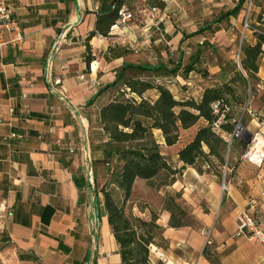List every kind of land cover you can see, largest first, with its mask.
I'll return each instance as SVG.
<instances>
[{"label":"crops","instance_id":"1","mask_svg":"<svg viewBox=\"0 0 264 264\" xmlns=\"http://www.w3.org/2000/svg\"><path fill=\"white\" fill-rule=\"evenodd\" d=\"M177 1L159 9L164 23L169 11L179 8ZM0 4L16 24V29L2 31L0 47V207L5 210L0 219V264H121L100 193L107 176L95 173L93 166H100L103 157L96 147L106 141L99 112L110 93L101 91L113 82L122 63L106 61L105 53L110 45L134 48L136 38L144 36L140 26L133 21L124 31L112 28L107 37L90 36L96 22L94 0ZM181 9L184 15L190 13L189 7ZM214 12L203 13L215 15L212 26L222 14ZM172 30L167 27L166 33L178 42L199 31L182 35ZM221 68L214 66L210 75L221 74ZM221 77L200 78L195 99L205 87L218 85ZM257 77L264 82V57ZM249 105L241 117L247 114V129L264 140V98L258 95ZM93 131L100 132L98 139ZM154 134L161 154L181 166L177 153L183 144L167 147L160 132ZM242 154H231V163H239L228 169L227 181L186 168L182 180L170 186L189 214V225L179 229L168 227L165 211L157 220L164 243L160 251L171 263L264 264V247L234 236L241 211L264 217V163L258 167L241 162ZM81 177L82 185L75 181ZM137 182L142 181H135L131 195ZM145 212L150 214L144 209L137 216L147 219Z\"/></svg>","mask_w":264,"mask_h":264},{"label":"trees","instance_id":"2","mask_svg":"<svg viewBox=\"0 0 264 264\" xmlns=\"http://www.w3.org/2000/svg\"><path fill=\"white\" fill-rule=\"evenodd\" d=\"M136 1L94 0L96 22L90 36L107 37L118 20V11L123 7L131 8ZM244 1L240 0L239 5ZM146 3L158 9L164 7L159 0ZM238 10L236 7L220 14L215 22L235 16ZM207 29L202 28L196 35ZM262 47L264 33H257L253 45L241 46L240 68L236 64H225L219 84L205 87L197 99L193 96L178 99L173 88L178 77L185 80L196 71L202 54L200 49L195 53L196 61L183 65L179 59L174 66H169L139 57L130 45L108 47L105 60L122 59V63L114 71L113 82L101 91H108L110 99L99 112V124L106 141L96 149L102 153L100 166L107 175L100 193L121 264H153L149 258L150 248L156 236L162 234L157 216L151 212L149 219L137 216L129 205L135 181L159 191L176 183L186 168L194 169L199 175L213 173L223 178L225 167L234 170L239 163V160L231 163V154L233 151L243 153L248 143L240 138L228 143L225 138L233 133L239 115L250 106L246 101L256 92L250 84L258 82L259 65L264 57ZM197 74L204 80L212 78L205 69H198ZM213 105L218 108L217 113ZM220 118L222 123L216 132L213 124ZM240 123L242 125L241 120ZM191 129H195L194 134L177 153L181 166L172 165L170 157L161 154L154 133L159 131L164 145L172 147L181 142L183 132ZM205 165L208 169H204ZM227 179L226 172L225 181ZM75 181L84 184L83 177ZM161 207L168 214L169 228L189 225V214L182 206L179 193L166 195Z\"/></svg>","mask_w":264,"mask_h":264},{"label":"rangeland","instance_id":"3","mask_svg":"<svg viewBox=\"0 0 264 264\" xmlns=\"http://www.w3.org/2000/svg\"><path fill=\"white\" fill-rule=\"evenodd\" d=\"M146 1L147 0H137L131 8L126 7L127 10L134 13V22L137 23L138 26L141 25L143 20L139 11L150 7L147 5ZM177 3L179 4V8L171 9L168 13V21L160 26V31L163 37H161L158 32L151 31L149 35L137 37L136 41L133 42L132 45L139 57L148 60L153 64L161 62L169 66H174L179 59H181L183 65L196 61V51L198 49L202 51L201 57L198 59V61L200 60V63L196 64V71L189 74L187 79H185V82L190 83V85L188 86L183 82V78L178 77L176 82L177 85L173 88V93L177 96V98L184 99L191 96L196 97L194 92L197 91L196 88L200 85V82H198L200 79L197 74L198 69H205L210 77V72L214 70V66L219 65L220 67H224L225 64H236L235 56L238 51L241 50L240 47L243 44L253 45L255 43V34L264 33V0H253L254 7L250 15V25L252 30L244 34L242 42V10L244 3L239 5L240 0H214L212 3L201 2L200 0H180L179 2L177 1ZM151 6L156 7V5ZM184 7H189L190 13H186L184 15L183 10L181 9ZM236 7H238L239 10L235 16H231L220 23H215L214 26L210 25V19L215 17V15L204 16L203 14L206 10H208L216 11L214 13L217 15L219 11L223 13L227 10L235 9ZM201 26L208 29L204 30L196 37L189 38V40L184 42H178L173 39L174 36L169 37L166 33V28L168 27L171 30H176L175 32L172 30V32H174L173 34L179 32L182 35H189L192 31L201 29ZM215 33L219 34L215 36ZM200 42H202V44H200ZM262 49H264V47H262ZM228 74L229 73H227V78L229 77ZM220 75L221 74L211 77L219 79ZM250 85L251 87L254 86L256 92L251 95L250 100L248 98L246 104L249 101L251 104L253 98L258 95L259 97L261 96L264 98V82H261L258 78V82L251 83ZM258 86L262 89H259ZM240 118L244 128V131L241 133L240 140L250 143L251 138L249 139L248 134H251V137L253 138L257 133L251 129L249 132L247 129V122L251 120L247 114H244L242 117L239 115L238 120ZM192 135V130L189 132H183L180 144L187 142ZM92 136L95 139H98L100 137V132L93 131ZM157 139L159 140V136H157ZM176 164V162H172V165ZM96 167L97 169L95 170V165L93 166L95 173L99 174L101 177L106 175L101 166L96 165ZM182 176L183 172L179 176L178 180H182ZM174 194H176V192L170 187L161 188L159 191H155L154 189L149 188L144 182H137L135 192L131 195L129 205L134 208L136 207L137 210L134 212L135 215L143 212L144 209H148L149 212L160 219L162 218V199L166 195ZM145 213L147 219H149V213ZM154 246L157 250L163 249L164 243L160 235L156 236ZM149 258L153 264H164L163 262L157 260L151 253Z\"/></svg>","mask_w":264,"mask_h":264},{"label":"built area","instance_id":"4","mask_svg":"<svg viewBox=\"0 0 264 264\" xmlns=\"http://www.w3.org/2000/svg\"><path fill=\"white\" fill-rule=\"evenodd\" d=\"M163 3H171L175 0H159ZM254 4L253 0H245L243 5V22H242V36H241V42L244 38V34L251 29V23H250V15L253 10ZM140 14L143 17V20L140 25V31L142 35L146 36L149 35L151 31L158 32L161 37L163 35L160 31V26L164 24V14L160 13V10L157 7H148L145 10L139 11ZM134 21V13L127 10V8L123 7L118 11V20L116 24L112 28H116L118 31H124L127 26ZM4 29H16V24L11 19V13L8 10V8L0 4V47L2 46V31ZM63 38L60 37V39L56 42L55 47L61 42ZM202 44V42H200ZM241 48V47H240ZM264 50V49H262ZM240 56H241V50L238 51V53L235 56V61L237 64V67L240 68ZM50 60V59H49ZM50 62V61H49ZM93 86V85H91ZM259 89H262L260 86H258ZM249 104V102H248ZM214 113H217L218 108L216 105H213ZM241 118L238 120L236 127L233 131V133L226 137L225 140L230 143V141L233 138H240L241 133L244 131L243 126L240 123ZM222 123V118L218 119L213 124V129L216 132H219V126ZM251 142L248 143L246 150L243 152V154L240 157L241 162L249 163L255 166H261L262 163H264V147H258V134H255L254 137H250ZM70 153H72V150H69ZM204 169H208V166H204ZM228 171V169L225 167L223 172V178L225 177V173ZM88 174H90V171H88ZM225 189V186L222 185V190ZM5 215V210L1 209L0 207V219L3 218ZM235 237H243L248 239L249 241H252L254 243H257L264 247V217H261L259 215L252 216L247 211H241L237 217H236V232ZM206 245L209 244V236L206 234ZM150 253L155 256V258L164 264H174L171 263L169 258L160 250H157L155 247L151 246Z\"/></svg>","mask_w":264,"mask_h":264},{"label":"bare ground","instance_id":"5","mask_svg":"<svg viewBox=\"0 0 264 264\" xmlns=\"http://www.w3.org/2000/svg\"><path fill=\"white\" fill-rule=\"evenodd\" d=\"M258 146H264V140L258 139Z\"/></svg>","mask_w":264,"mask_h":264},{"label":"water","instance_id":"6","mask_svg":"<svg viewBox=\"0 0 264 264\" xmlns=\"http://www.w3.org/2000/svg\"><path fill=\"white\" fill-rule=\"evenodd\" d=\"M248 137H249V139H250L251 135H250V134H248Z\"/></svg>","mask_w":264,"mask_h":264}]
</instances>
